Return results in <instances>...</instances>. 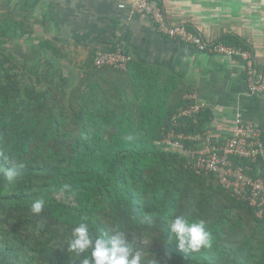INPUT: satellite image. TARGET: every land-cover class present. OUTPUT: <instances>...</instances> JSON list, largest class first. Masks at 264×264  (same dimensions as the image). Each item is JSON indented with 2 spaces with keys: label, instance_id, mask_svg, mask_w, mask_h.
I'll return each mask as SVG.
<instances>
[{
  "label": "trees",
  "instance_id": "trees-1",
  "mask_svg": "<svg viewBox=\"0 0 264 264\" xmlns=\"http://www.w3.org/2000/svg\"><path fill=\"white\" fill-rule=\"evenodd\" d=\"M33 34L0 13V169L24 165L11 182L0 170V264H82L65 249L82 221L94 235L118 227L144 264H264V204L252 206L166 143L203 133L197 118L177 117L186 86L134 58L126 71L97 70L90 56L76 76L67 48ZM14 40L26 42L24 55L7 49ZM222 41L247 49L238 37ZM259 161L235 164L259 178ZM36 199L45 201L39 214ZM176 215L203 219L212 247L180 250L168 233Z\"/></svg>",
  "mask_w": 264,
  "mask_h": 264
},
{
  "label": "crops",
  "instance_id": "crops-1",
  "mask_svg": "<svg viewBox=\"0 0 264 264\" xmlns=\"http://www.w3.org/2000/svg\"><path fill=\"white\" fill-rule=\"evenodd\" d=\"M133 1L0 0V13L31 27L36 42L55 39L67 48L69 73L72 69L76 76H82L77 64L115 47L116 52L157 70L162 80H179L189 91L186 98L195 96L202 106L196 121L202 123L201 136L209 142L222 144L231 138L236 117L252 122L264 138V93L253 94L243 84L245 64L239 58L199 53L158 32L148 16L119 8ZM153 1L170 24L187 25L210 42L240 38L255 58L257 73L264 72V0ZM24 40L8 44L14 56L25 54Z\"/></svg>",
  "mask_w": 264,
  "mask_h": 264
},
{
  "label": "built area",
  "instance_id": "built-area-1",
  "mask_svg": "<svg viewBox=\"0 0 264 264\" xmlns=\"http://www.w3.org/2000/svg\"><path fill=\"white\" fill-rule=\"evenodd\" d=\"M121 10L129 8L131 15L148 16L155 24L156 29L168 38L195 49L199 53L223 56L225 58H240L245 62L247 70L248 91L253 94L264 93V72L260 75L254 67V56L249 50H243L227 46L221 42H210L200 33L190 29L187 25H172L168 21L165 12L158 8L153 0H134L128 7L120 5ZM133 61L131 55L121 51L110 53L99 51L94 58L97 70L111 68L126 71ZM189 104L179 110L177 117L197 118L202 106L197 104L195 96H188ZM233 136L222 144L209 142L201 135L187 137L172 134L166 143L173 148L180 149L187 154L188 162L192 166L208 175H215L220 184L227 189H233L238 197H246L252 206L258 207L264 204V176L255 178L252 176L253 167L235 164V160H250L252 164H264V138L261 131L250 121L236 117ZM181 141L197 143V148L185 151ZM263 165L261 164L260 167ZM264 172L260 169V174ZM245 199V198H243ZM247 199V200H248Z\"/></svg>",
  "mask_w": 264,
  "mask_h": 264
},
{
  "label": "clouds",
  "instance_id": "clouds-1",
  "mask_svg": "<svg viewBox=\"0 0 264 264\" xmlns=\"http://www.w3.org/2000/svg\"><path fill=\"white\" fill-rule=\"evenodd\" d=\"M183 145L185 146L184 143ZM6 163L8 167L0 170L8 181L16 180L24 165L14 160ZM44 203L43 199H36L31 205V211L39 214ZM168 225L169 239L185 253L212 247L213 237L203 219H188L183 215H176L168 220ZM65 244L66 251L81 258L79 260L82 264H144L145 261L143 249L135 246L118 227L94 235L88 224L82 221L72 229Z\"/></svg>",
  "mask_w": 264,
  "mask_h": 264
},
{
  "label": "rangeland",
  "instance_id": "rangeland-1",
  "mask_svg": "<svg viewBox=\"0 0 264 264\" xmlns=\"http://www.w3.org/2000/svg\"><path fill=\"white\" fill-rule=\"evenodd\" d=\"M7 46H8V45H7ZM7 46H6V47H7ZM7 49H9V48L7 47ZM25 49H26V48H25ZM12 53H13V52H12ZM17 54H18V53H15V55H17Z\"/></svg>",
  "mask_w": 264,
  "mask_h": 264
}]
</instances>
